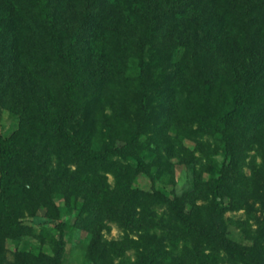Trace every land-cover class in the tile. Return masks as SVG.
<instances>
[{
    "label": "trees",
    "instance_id": "obj_1",
    "mask_svg": "<svg viewBox=\"0 0 264 264\" xmlns=\"http://www.w3.org/2000/svg\"><path fill=\"white\" fill-rule=\"evenodd\" d=\"M82 233L85 264H264V0H0V264Z\"/></svg>",
    "mask_w": 264,
    "mask_h": 264
},
{
    "label": "rangeland",
    "instance_id": "obj_2",
    "mask_svg": "<svg viewBox=\"0 0 264 264\" xmlns=\"http://www.w3.org/2000/svg\"><path fill=\"white\" fill-rule=\"evenodd\" d=\"M14 127V121L11 118L10 114L7 112L3 113V117L1 119V131L5 135H9ZM181 168L178 170V176L180 178L182 174ZM110 181L113 182L112 178H110ZM140 185L145 188V189H150L151 188V183L142 179ZM190 188V183L187 177H183L180 180V184L177 187V192L182 193L185 190ZM44 216V212L40 213V217ZM228 218H235V219H244L245 214L244 212L241 213H236V214H228ZM123 236L122 232L120 229L113 225L112 226V231L106 235L108 240H119ZM87 243V235L86 233H82L80 236L79 240H75L72 243L69 244L68 247V252L66 256V263L65 264H85V245ZM9 248H13L12 245H8ZM130 256H132V253H130ZM8 259L11 261L13 259L12 253L8 254Z\"/></svg>",
    "mask_w": 264,
    "mask_h": 264
}]
</instances>
